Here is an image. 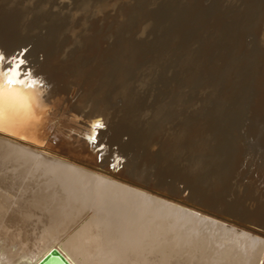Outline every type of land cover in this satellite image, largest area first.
Returning a JSON list of instances; mask_svg holds the SVG:
<instances>
[{
  "label": "bare ground",
  "instance_id": "1",
  "mask_svg": "<svg viewBox=\"0 0 264 264\" xmlns=\"http://www.w3.org/2000/svg\"><path fill=\"white\" fill-rule=\"evenodd\" d=\"M44 1L0 0V67L24 51L21 71L43 82L13 86L33 97L36 118L0 131V264H34L53 247L71 264H264V37L236 58L217 102L213 183L201 191L207 171H182L159 153L151 117L160 108L139 112L148 79H125L148 47L131 33L108 44L99 30L73 31L65 45L64 16L50 8L64 0H47L45 30L30 24ZM99 72L92 94H80Z\"/></svg>",
  "mask_w": 264,
  "mask_h": 264
},
{
  "label": "rangeland",
  "instance_id": "2",
  "mask_svg": "<svg viewBox=\"0 0 264 264\" xmlns=\"http://www.w3.org/2000/svg\"><path fill=\"white\" fill-rule=\"evenodd\" d=\"M63 4L61 10L58 3L50 8L64 16L58 33L71 38L65 45L74 41L73 31L78 34L99 30L108 44L116 39L123 43L122 39L131 33L133 40L148 47L138 54L141 56L133 75L125 77L133 84L142 78L149 81L136 96L139 112H150L153 106L160 108L151 117L158 130L155 141L163 146L159 153L182 171H207L206 186H198L201 191L209 188L217 142V102L223 101L229 91L236 58L246 50L263 46L264 0H64ZM42 6L40 11L29 14L36 30H45L52 17L47 0ZM166 31L173 34H164ZM23 55L24 51L18 59ZM100 73L83 80L80 94H92ZM160 73L171 82L160 83ZM120 100L119 96L110 99L113 104ZM83 107L86 110L90 105ZM168 126L175 128L173 139H168L172 136ZM178 182L184 186L183 181H175Z\"/></svg>",
  "mask_w": 264,
  "mask_h": 264
},
{
  "label": "snow or ice",
  "instance_id": "3",
  "mask_svg": "<svg viewBox=\"0 0 264 264\" xmlns=\"http://www.w3.org/2000/svg\"><path fill=\"white\" fill-rule=\"evenodd\" d=\"M3 54L0 53V61H3ZM15 62V67L9 66L6 70L0 67V131L4 130L6 123L20 122L22 120L35 119L33 97L24 93L23 89H17L14 85L30 84L35 88L43 82L31 77L30 72H22L21 68L26 63L20 59ZM22 77H28L23 79ZM42 103V101H40ZM102 122L97 121L93 125L92 134L89 135L91 142H96L98 128H103ZM103 145H101V149Z\"/></svg>",
  "mask_w": 264,
  "mask_h": 264
},
{
  "label": "water",
  "instance_id": "4",
  "mask_svg": "<svg viewBox=\"0 0 264 264\" xmlns=\"http://www.w3.org/2000/svg\"><path fill=\"white\" fill-rule=\"evenodd\" d=\"M186 195H187V190H185L182 194H180V197H185ZM197 198L200 199L199 196H197ZM254 226L258 227L257 225ZM258 228L260 229L262 227H258ZM34 264H71V263L57 248L53 247L50 250H48L45 254H43Z\"/></svg>",
  "mask_w": 264,
  "mask_h": 264
}]
</instances>
